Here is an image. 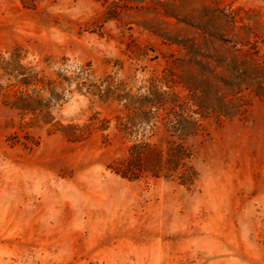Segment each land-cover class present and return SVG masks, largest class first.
Listing matches in <instances>:
<instances>
[{
	"label": "rangeland",
	"instance_id": "rangeland-1",
	"mask_svg": "<svg viewBox=\"0 0 264 264\" xmlns=\"http://www.w3.org/2000/svg\"><path fill=\"white\" fill-rule=\"evenodd\" d=\"M0 264H264V0H0Z\"/></svg>",
	"mask_w": 264,
	"mask_h": 264
},
{
	"label": "trees",
	"instance_id": "trees-1",
	"mask_svg": "<svg viewBox=\"0 0 264 264\" xmlns=\"http://www.w3.org/2000/svg\"><path fill=\"white\" fill-rule=\"evenodd\" d=\"M192 126H198L193 120ZM151 147L150 143L134 144L130 147L128 157L120 164L112 167L113 172L129 181H137L145 176L177 181L183 186H192L197 179L198 173L189 157L179 150H174L169 158L163 159L156 151L145 154V149ZM188 160V161H187Z\"/></svg>",
	"mask_w": 264,
	"mask_h": 264
}]
</instances>
